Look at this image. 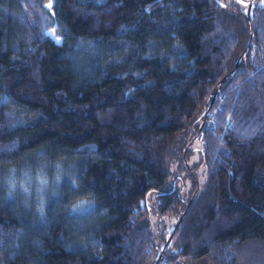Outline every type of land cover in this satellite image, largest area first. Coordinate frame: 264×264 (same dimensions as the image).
Returning <instances> with one entry per match:
<instances>
[{
  "label": "trees",
  "instance_id": "16d2710c",
  "mask_svg": "<svg viewBox=\"0 0 264 264\" xmlns=\"http://www.w3.org/2000/svg\"><path fill=\"white\" fill-rule=\"evenodd\" d=\"M0 264H264V0H0Z\"/></svg>",
  "mask_w": 264,
  "mask_h": 264
},
{
  "label": "rangeland",
  "instance_id": "374dc122",
  "mask_svg": "<svg viewBox=\"0 0 264 264\" xmlns=\"http://www.w3.org/2000/svg\"><path fill=\"white\" fill-rule=\"evenodd\" d=\"M49 34H50V36L53 37L57 42L59 41V39L56 38V37L53 35L52 32H49ZM193 147L196 148V147H197V144H195ZM197 155H198L197 152H196V151H193V153L191 154V157H190V161H192V163H193L194 160H196ZM196 173H197L198 175L201 174V170H200V168H199V170H198ZM181 175H183V173H181ZM188 189H189V186H188V182H187V179H186V185H185V186H183V185H179V193L184 197V196L187 194ZM169 225H170V223H168V226H169Z\"/></svg>",
  "mask_w": 264,
  "mask_h": 264
},
{
  "label": "snow or ice",
  "instance_id": "6c2138e0",
  "mask_svg": "<svg viewBox=\"0 0 264 264\" xmlns=\"http://www.w3.org/2000/svg\"><path fill=\"white\" fill-rule=\"evenodd\" d=\"M49 7H51V5H49Z\"/></svg>",
  "mask_w": 264,
  "mask_h": 264
}]
</instances>
